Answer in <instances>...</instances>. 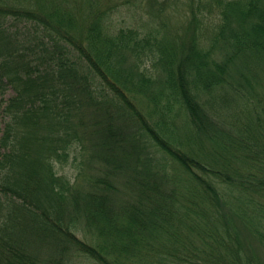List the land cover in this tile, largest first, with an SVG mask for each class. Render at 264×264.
<instances>
[{
  "label": "trees",
  "instance_id": "trees-1",
  "mask_svg": "<svg viewBox=\"0 0 264 264\" xmlns=\"http://www.w3.org/2000/svg\"><path fill=\"white\" fill-rule=\"evenodd\" d=\"M176 1L0 0V264H264V0Z\"/></svg>",
  "mask_w": 264,
  "mask_h": 264
},
{
  "label": "rangeland",
  "instance_id": "rangeland-1",
  "mask_svg": "<svg viewBox=\"0 0 264 264\" xmlns=\"http://www.w3.org/2000/svg\"><path fill=\"white\" fill-rule=\"evenodd\" d=\"M82 1V0H81ZM161 1V0H159ZM80 2V0H70V3L72 4V6L77 5ZM188 5L189 3L186 1V3L184 2V0H179L176 1L174 3V5H170V11H168V9L163 10L164 12H161L159 10L160 7V3H155L153 5H149L148 3H145L144 6L141 4L135 5L136 7L134 8V10H137L138 13H140L142 15V18H137L135 21V26H138L139 28L145 30L147 27L148 29L150 27H154V29H156V31L161 34L160 36H167L168 38H171L172 36L170 35V33H173L174 31H180L183 29L184 30V26H183V22L184 19L186 21V11L188 10ZM138 7V8H137ZM127 9L124 8V5L121 6V11L119 13H114V19L117 21L116 22V27L118 25H120L121 23H126L128 24V22L126 20H130L129 16L127 14ZM154 13H155V19L154 20ZM162 13V18H156V16L158 14ZM167 13H170L171 16H167ZM166 25V26H165ZM180 27V28H179ZM171 36V37H170ZM221 51V49H216V52L219 54ZM12 93V91H8L7 95ZM60 173H64L67 174L69 176H72L74 169L72 167V163L71 161L66 163V165H64L63 167L60 166ZM256 247V249L259 252V248L258 246L254 245ZM262 258L264 259V255H262ZM77 264H90L88 262L85 261H79L77 262Z\"/></svg>",
  "mask_w": 264,
  "mask_h": 264
}]
</instances>
